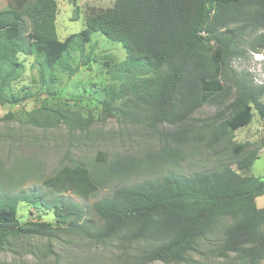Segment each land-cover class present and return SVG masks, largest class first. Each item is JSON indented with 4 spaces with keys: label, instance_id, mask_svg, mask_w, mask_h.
Here are the masks:
<instances>
[{
    "label": "trees",
    "instance_id": "obj_1",
    "mask_svg": "<svg viewBox=\"0 0 264 264\" xmlns=\"http://www.w3.org/2000/svg\"><path fill=\"white\" fill-rule=\"evenodd\" d=\"M66 1L77 9L78 0ZM57 12L56 0H9L0 10L1 106L15 108L33 97L28 91L19 96L15 90L25 70L20 55L38 63L45 93L53 95L55 72L70 78L80 66H89V55L72 66L67 52L100 33L125 51L123 61L103 63L109 83L99 101L102 119L120 117L148 127L177 126L162 134L164 145L155 159L176 163L183 159L182 148L196 139L210 146L224 140L230 143L229 132L247 127L256 113L264 128V86L240 80L234 83L236 94L229 115L209 128L207 136L196 137L186 124L203 105L229 94L222 74L241 48L233 29H262L251 40L253 51H264V0H114L110 9L86 15L84 28L63 41L56 34ZM79 96V102L86 99ZM3 118L34 128L64 124L81 131L93 121L91 116L47 107L44 101L29 112H8ZM32 145L29 141L22 146ZM260 148L264 150V138ZM243 149L235 146L234 156ZM258 151L233 163L238 172L230 162L220 163L186 176L168 174L115 188L110 197L90 206L94 221L86 217L82 206L59 194L86 197L100 187L83 164L59 166L44 175L41 153L15 155L8 146L0 150L5 153V159L0 158V245L5 246L9 238L68 235L96 243L116 241L125 248L141 245L136 256L140 264H168L185 262L201 242L209 241L228 264H262L264 207L258 208L255 199L264 195V180L239 173L249 171ZM142 165L131 157L115 159L108 174L135 172ZM30 179L42 182L45 191L22 189ZM20 203L51 211L53 222L21 223L17 217Z\"/></svg>",
    "mask_w": 264,
    "mask_h": 264
},
{
    "label": "rangeland",
    "instance_id": "obj_2",
    "mask_svg": "<svg viewBox=\"0 0 264 264\" xmlns=\"http://www.w3.org/2000/svg\"><path fill=\"white\" fill-rule=\"evenodd\" d=\"M56 2L58 4L56 34L58 40L63 41L68 35L79 33L84 28L86 15L110 9L114 0H78L75 11L74 6L66 0ZM5 7V0H0V9ZM233 27L236 28V24H233ZM260 32L262 29L247 28L242 32L233 29L241 48L228 62L222 74L221 82L230 89L229 94L206 103L186 121L191 132L197 134L196 137L207 136L209 128L229 115L230 103L236 94L235 81H248L257 87L264 86V51H253L254 43L251 40ZM78 45H73L67 52L69 64L72 66L76 63L81 64L89 55V66H80L78 72L70 78L65 73L55 72L53 95L45 93V88L39 80L38 63H35L32 57L19 56L25 70L22 79L14 85L15 90L19 96L28 91L33 97L15 108L0 105V150L5 151L6 147L10 146L13 151L15 150V155L41 153L45 164L44 175L52 174L59 166L83 164L100 187L86 197L73 192L59 194L82 206L88 219L94 221L97 219L90 206L104 197H110L115 188L162 178L168 174L186 176L213 168L220 163L230 162L232 169L237 171L233 163L254 149L260 150L258 158L249 171L239 173L264 180V150L260 148L264 128L257 113L253 114V119L247 127L229 132L230 143L224 140L210 146L205 140L196 139L191 142L192 144H187L189 146L182 148L183 159L176 163L161 162L155 159V155L161 152L164 145L162 134L175 131L176 125L163 123L148 127L120 117L102 119L99 101L103 97L104 86L109 83L103 63L108 62V59L115 62L123 61L125 51L122 46L107 40L100 33H95L88 44H80L82 52ZM79 95L86 99L79 102ZM261 100L264 102V94ZM43 101L47 107L76 112L83 117L91 116L93 121L81 131L64 124L50 129L34 128L15 119L3 118L8 112H29L38 108ZM29 141L34 142V145L27 149L22 146ZM239 145L244 146V149L238 156H234V147ZM128 157L135 162L141 160L143 165L135 172L128 170L119 171L115 176L108 174L113 160ZM0 158L4 160L5 153H0ZM21 188L24 190L40 188L45 191L43 183L35 179L26 181ZM255 204L258 208L264 207V195L257 197ZM17 217L21 223L36 219L53 222L51 211L37 210L24 203L19 204ZM8 240L5 246L0 245V264H140L136 256L138 249L142 247L135 244L125 248L116 241L96 243L68 235H62L57 239L18 237ZM213 248L209 241L201 242L200 249L189 253L185 262L168 264H228V259L220 257ZM231 256L233 255H230L229 259L232 260Z\"/></svg>",
    "mask_w": 264,
    "mask_h": 264
},
{
    "label": "crops",
    "instance_id": "obj_3",
    "mask_svg": "<svg viewBox=\"0 0 264 264\" xmlns=\"http://www.w3.org/2000/svg\"><path fill=\"white\" fill-rule=\"evenodd\" d=\"M5 3H6V7H7V5H8L7 0H5ZM6 7H5V8H6ZM57 7H58V4H57ZM1 9H4V8H1ZM1 9H0V10H1ZM57 15H58V12H57ZM56 18H57V16H56Z\"/></svg>",
    "mask_w": 264,
    "mask_h": 264
}]
</instances>
